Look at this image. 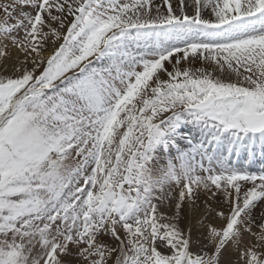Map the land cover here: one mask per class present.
Masks as SVG:
<instances>
[{"label": "snow or ice", "instance_id": "snow-or-ice-1", "mask_svg": "<svg viewBox=\"0 0 264 264\" xmlns=\"http://www.w3.org/2000/svg\"><path fill=\"white\" fill-rule=\"evenodd\" d=\"M257 153L264 0H0V264H264Z\"/></svg>", "mask_w": 264, "mask_h": 264}, {"label": "bare ground", "instance_id": "bare-ground-1", "mask_svg": "<svg viewBox=\"0 0 264 264\" xmlns=\"http://www.w3.org/2000/svg\"><path fill=\"white\" fill-rule=\"evenodd\" d=\"M258 157H259V153H257V158L255 160H251V161L248 160L250 162L249 167L253 169V171H257L255 170V168L259 170L261 167H264V160H260Z\"/></svg>", "mask_w": 264, "mask_h": 264}, {"label": "rangeland", "instance_id": "rangeland-1", "mask_svg": "<svg viewBox=\"0 0 264 264\" xmlns=\"http://www.w3.org/2000/svg\"><path fill=\"white\" fill-rule=\"evenodd\" d=\"M173 154H174V153H173ZM249 161H251V160H249ZM249 161L246 159V160L242 161L241 164H242V165H246V166H248L249 170L253 171V169H251V168L249 167V163H250ZM256 163H257V162H256ZM255 170H258V169L255 168Z\"/></svg>", "mask_w": 264, "mask_h": 264}]
</instances>
